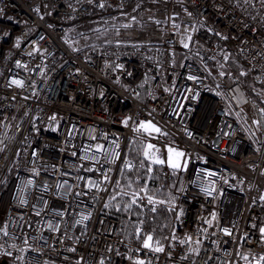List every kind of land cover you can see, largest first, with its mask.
Wrapping results in <instances>:
<instances>
[{
	"label": "built area",
	"instance_id": "1",
	"mask_svg": "<svg viewBox=\"0 0 264 264\" xmlns=\"http://www.w3.org/2000/svg\"><path fill=\"white\" fill-rule=\"evenodd\" d=\"M121 16L149 20L148 39L91 46L72 34ZM260 109L264 0H0V264H257ZM144 123L160 132L135 130ZM138 138L185 153L172 202L153 192L174 175L132 156ZM137 169L143 199L120 212L112 193ZM159 207L171 213L164 235Z\"/></svg>",
	"mask_w": 264,
	"mask_h": 264
},
{
	"label": "rangeland",
	"instance_id": "2",
	"mask_svg": "<svg viewBox=\"0 0 264 264\" xmlns=\"http://www.w3.org/2000/svg\"><path fill=\"white\" fill-rule=\"evenodd\" d=\"M98 18H95L88 23L87 26H76V29L72 31V34L81 35L79 38L82 39L83 43L86 45H100V44H108L113 41H133V40H147L150 36L149 28L147 27L150 24L149 20L145 19H132L130 16H121V17H110L104 21H97ZM72 34L69 35L72 38ZM149 123H144L143 125L147 126ZM140 129L139 131H145L140 126H137L135 130ZM150 136L152 134V130L149 129L146 131ZM137 141V140H136ZM135 141V142H136ZM151 144L154 146L150 155H153L156 158L165 160L163 165L168 168L171 173L174 175L171 183L163 190H160L162 195L156 193L157 191L153 192L154 196L159 198L161 202L170 203L172 202L177 194L179 189L181 180H182V173L186 168L187 160L185 153L176 147L171 146H158L153 140L149 139L144 141L143 144V151L147 150V146ZM171 147L174 152H182L184 155L180 158H175L174 152L169 153L167 149ZM172 155L173 160L180 164V167L177 169H173L171 167V163L168 161V157ZM148 162H151L147 159ZM152 163V162H151ZM155 164V163H154ZM143 170V169H141ZM121 188V184L119 183L117 189ZM141 189V188H140ZM139 189V190H140ZM139 190L136 192L138 193ZM113 206V204H111ZM127 205V204H126ZM125 205V206H126ZM120 207V211L125 208L121 207L120 205H116Z\"/></svg>",
	"mask_w": 264,
	"mask_h": 264
},
{
	"label": "trees",
	"instance_id": "3",
	"mask_svg": "<svg viewBox=\"0 0 264 264\" xmlns=\"http://www.w3.org/2000/svg\"><path fill=\"white\" fill-rule=\"evenodd\" d=\"M226 50L229 70L238 73L247 85L249 91H251L253 83L251 72L247 69L244 62L229 45H227ZM141 88L143 92V97L145 98V96L152 89V81L150 79L146 80L141 84ZM143 144L144 141L138 138L137 141L132 144L130 148L132 150V156H134L140 161L142 160L140 154L143 151ZM144 174V171L141 169H137L132 173L120 174L121 188L115 189L111 197V204H113V207L116 205L124 207L133 198V194L136 193L142 186ZM156 193L158 194V196L162 195L160 191H157ZM120 212H122V210ZM154 216L155 226L157 228L158 234L164 235L171 219V213L169 209L166 207H159Z\"/></svg>",
	"mask_w": 264,
	"mask_h": 264
},
{
	"label": "snow or ice",
	"instance_id": "4",
	"mask_svg": "<svg viewBox=\"0 0 264 264\" xmlns=\"http://www.w3.org/2000/svg\"><path fill=\"white\" fill-rule=\"evenodd\" d=\"M101 6H103V5H101ZM187 39L188 40H191V37L189 36V37H187ZM184 47L185 48H187V47H189V44L188 43H185L184 44ZM221 75H224V73H221ZM189 79H195L194 77H189ZM13 83H15V84H17L18 86H23V81H13ZM260 111L261 112H264V109H260ZM256 123L257 124H259V121H256ZM140 128H143L145 131H148L149 129H151V130H153V131H155V132H157V133H159L160 132V129L159 128H157V127H155V125H152L151 123H149L147 126H145V125H140ZM140 129H137V131H139ZM153 148H154V146L153 145H151V144H149L148 146H147V150L146 151H144V153H143V155H144V157L146 158V159H148V160H150L152 163H155V164H164L165 163V160H163V159H159V158H156V157H154L153 155H150V153L152 152V150H153ZM103 149V146H98V148H97V150L98 151H100V150H102ZM167 151L169 152V153H173L174 152V150L171 148V147H169L168 149H167ZM184 155V153H182V152H174V156H175V158H180V157H182ZM168 161L171 163V167L173 168V169H177V168H179L180 167V164L179 163H177V162H175L174 160H173V156L172 155H170L169 157H168ZM141 166H143V163H142V165ZM126 167H129V168H131L132 167V165L131 164H128V165H126ZM151 169H149V171H150ZM105 178H107V177H105ZM140 191H146L144 188H141V190ZM126 194V193H125ZM138 199H143V197H140L139 196V193H134L133 194V198H132V200H131V203L129 204V207H131V205L132 204H135V203H137V200ZM147 200H148V203L149 204H151V203H154V201H153V197L152 196H147ZM86 218V217H85ZM49 227H52V225H49ZM0 230H2V228H0ZM262 231V233H264V229H262L261 230ZM225 232H227V230H225ZM230 234V233H229ZM5 235H7V233H5ZM149 241H152V237L151 236H148L147 237V241H145L144 242V247L145 248H150L151 247V244L149 243ZM163 249L162 248H156L155 249V251H162ZM245 259H247L246 257H245ZM140 264H143V262H140ZM257 264H264V257H262L261 259H260V261H258L257 262Z\"/></svg>",
	"mask_w": 264,
	"mask_h": 264
},
{
	"label": "water",
	"instance_id": "5",
	"mask_svg": "<svg viewBox=\"0 0 264 264\" xmlns=\"http://www.w3.org/2000/svg\"><path fill=\"white\" fill-rule=\"evenodd\" d=\"M3 264H7V262H6V261H4V262H3Z\"/></svg>",
	"mask_w": 264,
	"mask_h": 264
}]
</instances>
